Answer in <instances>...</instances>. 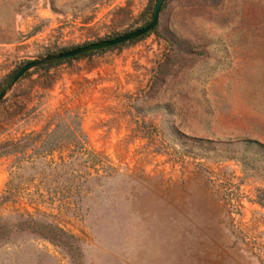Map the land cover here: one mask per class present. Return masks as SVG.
Instances as JSON below:
<instances>
[{
  "label": "rangeland",
  "instance_id": "rangeland-1",
  "mask_svg": "<svg viewBox=\"0 0 264 264\" xmlns=\"http://www.w3.org/2000/svg\"><path fill=\"white\" fill-rule=\"evenodd\" d=\"M156 1L0 0V92ZM263 147L264 0H165L0 102V264H264Z\"/></svg>",
  "mask_w": 264,
  "mask_h": 264
},
{
  "label": "water",
  "instance_id": "water-1",
  "mask_svg": "<svg viewBox=\"0 0 264 264\" xmlns=\"http://www.w3.org/2000/svg\"><path fill=\"white\" fill-rule=\"evenodd\" d=\"M164 1L165 0L156 1L155 7L152 13V18L149 21V23L145 24L144 26L136 30L127 32L123 35L116 36L110 39L101 40V41L94 42V43H89V44L76 47V48H73V49H70L64 52H60V53L53 54V55H48V56L27 62L16 72V74L13 76L9 84L0 92V102L5 98L7 93L27 72H29L30 70L36 67H40V66H43L49 63L72 59V58H75L81 55L120 46L125 43L131 42L135 39H138L140 37H143L147 33L154 30L156 26L158 25L160 11H161Z\"/></svg>",
  "mask_w": 264,
  "mask_h": 264
},
{
  "label": "trees",
  "instance_id": "trees-1",
  "mask_svg": "<svg viewBox=\"0 0 264 264\" xmlns=\"http://www.w3.org/2000/svg\"><path fill=\"white\" fill-rule=\"evenodd\" d=\"M163 5H164V3H163ZM163 7V6H162ZM162 9V8H161ZM161 12V11H160ZM157 27V26H156ZM156 29V28H155ZM155 29L154 30H152L151 32H149V33H147L146 35H144L143 37H140V38H138V39H135V40H133V41H131V42H135V41H138V40H140V39H143V38H145V37H147V36H149L150 34H152L153 32H155ZM130 42V43H131ZM118 46H116V47H112V48H117ZM108 49H111V48H108ZM108 49H105V50H108ZM105 50H101V51H97V52H93V53H89V54H85V55H81V56H78V57H75V58H72V59H67V60H63V61H59V62H53V63H49V64H47V65H43V66H40V67H36V69H38V68H43V67H45V66H57V65H59V64H62V63H64V62H67V61H70V60H74V59H78V58H80V57H84V56H89V55H92V54H94V53H99V52H103V51H105ZM252 143V142H251ZM253 143H256L255 141H253ZM259 146H261V145H259ZM264 148V147H263ZM259 204H261V202L259 201Z\"/></svg>",
  "mask_w": 264,
  "mask_h": 264
}]
</instances>
